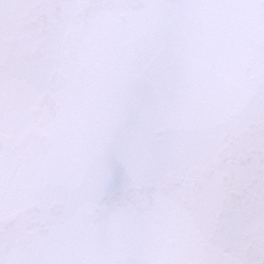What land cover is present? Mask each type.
Wrapping results in <instances>:
<instances>
[{"label":"water","instance_id":"95a60500","mask_svg":"<svg viewBox=\"0 0 264 264\" xmlns=\"http://www.w3.org/2000/svg\"><path fill=\"white\" fill-rule=\"evenodd\" d=\"M0 264H264V0H0Z\"/></svg>","mask_w":264,"mask_h":264}]
</instances>
